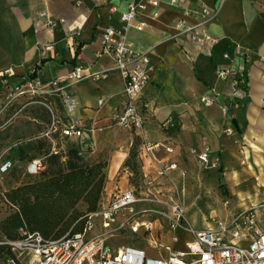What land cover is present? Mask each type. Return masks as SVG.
I'll return each mask as SVG.
<instances>
[{"label":"crops","instance_id":"0c3cea01","mask_svg":"<svg viewBox=\"0 0 264 264\" xmlns=\"http://www.w3.org/2000/svg\"><path fill=\"white\" fill-rule=\"evenodd\" d=\"M157 7L147 6L126 29V39L137 51L150 57V79L142 99L150 105L142 134L158 144L148 157H143L142 176L154 177L156 162L174 163L177 169L169 176L177 186V196L193 195V186L206 176V184L216 183L217 189L203 188L202 196L217 201L216 193L228 197L230 205L209 207L219 216L264 203V11L254 0H157ZM128 0H0V75L8 73L10 85L40 64L38 76L44 80L63 79L74 67H90L100 71V79L78 83L64 82L62 93L74 100L72 117L93 130L92 149L86 154L89 162L107 160L102 199L107 200L117 189H127V176L119 172L135 137L126 129L113 126L111 117L124 100V82L112 61L103 56L94 59L99 49L103 27L120 29V13ZM116 7V11L111 8ZM206 7L215 15L199 26L214 39L209 51L197 47L174 25L184 18L195 24L201 17L190 11ZM47 9L56 21L47 27L38 14ZM156 16H152L153 12ZM63 19L64 22L59 20ZM144 21L142 30L135 25ZM78 29L79 36H73ZM54 43L53 50H44ZM192 51L187 60L183 50ZM229 66L244 69L246 97L238 108L222 113L219 104L203 105L199 98L227 86L216 70ZM4 99L0 78V106ZM99 100H102L101 104ZM209 147L219 157V167L202 173L196 152ZM165 147L171 148L170 152ZM182 171H185L184 173ZM208 175V176H207ZM119 179V181H117ZM118 182V183H117ZM118 185H117V184ZM130 185V184H129ZM161 191L168 188L165 178H157ZM212 225H204L210 228ZM160 229L159 226L156 230ZM176 232L161 229L167 241ZM154 240L156 234H152ZM144 248V247H142ZM145 249V248H144Z\"/></svg>","mask_w":264,"mask_h":264},{"label":"built area","instance_id":"2783aa9c","mask_svg":"<svg viewBox=\"0 0 264 264\" xmlns=\"http://www.w3.org/2000/svg\"><path fill=\"white\" fill-rule=\"evenodd\" d=\"M173 1V0H172ZM261 11H264V0H254ZM46 3V0H42ZM157 0H128L126 8L120 13L119 20L123 23L120 29L112 26L103 27L99 34V49L94 52V59L103 56L112 61L111 70L117 71L124 82V100L114 111L111 122L134 133L139 138L137 146V162L141 168L143 157H148L158 144L152 143L142 134L145 117L150 110L148 102L143 101L144 88L150 79V57L145 51H137L126 39V29L147 6L157 7ZM116 11V7L111 8ZM200 15L195 24H189L184 18L178 19L175 29L187 35L188 39L207 51L215 39L199 26L215 15L206 7L190 11ZM153 12L152 16H156ZM47 27L56 23L47 9L39 12ZM64 22L63 19L59 20ZM146 23L142 20L135 25L142 30ZM74 29L73 36H79ZM43 49L53 50L54 43H47ZM187 60L193 58L190 50L184 49ZM218 78L227 86L225 92L216 91L211 96L199 98L203 105L219 104L224 114L238 108L246 97V76L244 69H232L229 66L216 70ZM6 75H9L6 73ZM104 73L90 71V67H74L63 78L44 80L37 71L31 68L21 76L15 85L3 80L4 99L0 113L8 110L16 100L25 94L41 96H57L62 106L63 116L58 115V109L51 102H43L49 112V122L36 136L26 141L43 140L49 147L48 155L63 156L68 146H75L79 155L86 156L91 151L92 143L89 125L72 117L74 100L61 91L64 82L78 83L87 79H100ZM102 100H99L101 104ZM25 141V142H26ZM24 142V141H23ZM21 142V143H23ZM19 143V144H21ZM170 152L171 148L165 147ZM196 155L201 170L219 167V157L213 154L209 147L201 151L191 150ZM45 157L36 156L25 162V174L36 175L45 169ZM156 162L154 177L142 176L139 173L134 184L127 189L115 190L109 199H100L95 210L85 214L83 229L73 234H65L55 239H44L38 232L23 233L15 240L0 242L10 247L13 256L0 261V264H264V203L251 206L235 213L213 220V226L205 229H194L186 218V210L177 196V186L169 173L177 169L174 163ZM20 162L12 157L0 156V176L18 168ZM128 175L133 172L124 168ZM183 173L185 171H182ZM157 178H165L168 188L161 191ZM224 206L228 200L224 201ZM159 226L160 229L156 230ZM161 229L169 232L181 231L191 236L183 248L165 245V256H150L142 247L134 244L111 246L110 238L120 233L141 235V238L156 234L154 245L160 247ZM172 244L178 242L174 234L170 237Z\"/></svg>","mask_w":264,"mask_h":264},{"label":"trees","instance_id":"16d2710c","mask_svg":"<svg viewBox=\"0 0 264 264\" xmlns=\"http://www.w3.org/2000/svg\"><path fill=\"white\" fill-rule=\"evenodd\" d=\"M42 62L34 67L35 71ZM11 76L1 74L0 78ZM138 144L139 138L134 137L124 161L136 178L140 173ZM41 150L48 157L47 169L4 192L5 200L14 209L0 219L3 241L18 239L28 232H38L47 240L80 232L85 214L95 210L102 197L106 161L87 162L75 146H68L63 156L48 155L49 147L43 140L24 141L16 147L15 155L19 161H27L37 156L34 153L29 156L30 152ZM9 256H13L10 247L0 243V261Z\"/></svg>","mask_w":264,"mask_h":264},{"label":"rangeland","instance_id":"374dc122","mask_svg":"<svg viewBox=\"0 0 264 264\" xmlns=\"http://www.w3.org/2000/svg\"><path fill=\"white\" fill-rule=\"evenodd\" d=\"M43 102H51L52 107H56L58 111V115L63 116L62 106L59 102V98L57 96H46V100H44L41 96H29L28 94L19 97L14 105L10 107L8 110L0 113V156H8L12 157L17 162H20L18 168L11 170L9 173L0 176V219L7 216L10 212L13 211L12 205H10L4 198V192L11 187H15L20 185L28 180L33 179L35 175H27L25 174V160L19 161L15 155V149L19 143L26 141L27 139H31L36 136L39 132L44 130L46 125L49 122L50 112L48 108L43 105ZM116 126L118 129H123L120 126ZM130 149V148H129ZM34 153V154H33ZM37 155L40 157H44L45 152H30L28 155ZM87 162L88 157H84ZM48 157H45V169H47ZM101 161H106V158L101 159ZM107 167V166H106ZM124 168L131 171L129 168L125 167L123 164L122 169L119 172L123 174H128L124 171ZM106 175V168H105ZM201 173L208 172V170H199ZM132 172V171H131ZM208 176V175H207ZM127 186L129 184H134L136 175L127 177ZM206 176L201 182H196L193 186V195L190 197L187 196V189L185 190V194L179 196L180 203L184 206L186 210V218L189 223L192 225L194 229L203 228L204 225H212L214 219L220 218V216L224 215V212H219V216L214 215L213 213H209V207L214 206L215 204H219L223 207H228L230 205V200L228 197H224L223 193L217 192L216 198L217 201H212L209 198H205L202 196L200 191H203V188L207 189L213 188L215 191L217 189L216 183L213 182L212 185L206 184L205 181ZM119 181V179H117ZM118 183V182H117ZM116 183V184H117ZM118 185V184H117ZM228 200V204L224 206V201ZM141 236V235H140ZM139 235L132 234L129 232L120 233L118 236L110 238L108 240L111 246H119L121 244H134L139 247H144L147 254L150 256H165V245H173L176 248H183L184 243L187 240L191 239V236L185 232H178L176 236L178 237V242L172 244L169 240L167 241L168 235L160 240V247L154 245L153 239L151 236H147L141 238ZM4 238L0 235V241H3Z\"/></svg>","mask_w":264,"mask_h":264}]
</instances>
